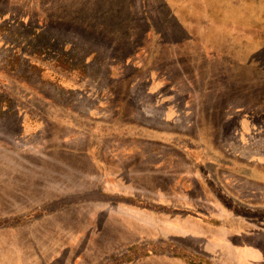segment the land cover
Segmentation results:
<instances>
[{
	"label": "rangeland",
	"instance_id": "rangeland-1",
	"mask_svg": "<svg viewBox=\"0 0 264 264\" xmlns=\"http://www.w3.org/2000/svg\"><path fill=\"white\" fill-rule=\"evenodd\" d=\"M0 4V264H264V0Z\"/></svg>",
	"mask_w": 264,
	"mask_h": 264
},
{
	"label": "trees",
	"instance_id": "trees-1",
	"mask_svg": "<svg viewBox=\"0 0 264 264\" xmlns=\"http://www.w3.org/2000/svg\"><path fill=\"white\" fill-rule=\"evenodd\" d=\"M8 1V0H6ZM14 1H17V0H14ZM3 12H6V10L2 9L1 8V4H0V16L4 15L2 14ZM0 22H2L0 20ZM33 39V43H31L32 47H35L37 48L36 50L39 51V52H44L46 54H52L53 55V60L54 62H60V61H63V62H60L61 64H68L70 65V61L73 57L70 56L68 53L65 52V50L63 49L62 51L60 50L58 53H51L53 52L52 49H54L55 45H53L54 42H51L52 39H50L46 34H37V35H32ZM53 41V40H52ZM57 63V64H58ZM0 89H3V87L0 86ZM8 97L5 96V100H7ZM240 164V163H239ZM241 166V165H239ZM243 168H245L244 170H242L241 168L236 170V169H227V170H230V171H240L239 173H246V174H252V173H257L259 174L260 176H263L264 178V166H260V165H257V164H245V165H242ZM245 207H247L246 205H244ZM243 206V207H244ZM255 209L253 210H250V212H253L254 214H256L257 216L259 215H264V206L262 207H253ZM248 209L246 210H243V212H247ZM35 213H41L42 211L41 210H38V209H35L34 210ZM24 215L21 216V218L23 217ZM198 259V258H197ZM198 261H201L200 259H198Z\"/></svg>",
	"mask_w": 264,
	"mask_h": 264
}]
</instances>
